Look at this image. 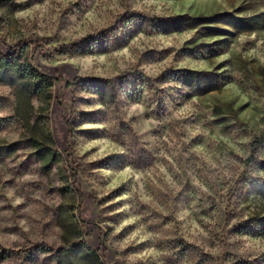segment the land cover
<instances>
[{
  "label": "rangeland",
  "instance_id": "1",
  "mask_svg": "<svg viewBox=\"0 0 264 264\" xmlns=\"http://www.w3.org/2000/svg\"><path fill=\"white\" fill-rule=\"evenodd\" d=\"M0 56V264H264V0H0Z\"/></svg>",
  "mask_w": 264,
  "mask_h": 264
},
{
  "label": "trees",
  "instance_id": "2",
  "mask_svg": "<svg viewBox=\"0 0 264 264\" xmlns=\"http://www.w3.org/2000/svg\"><path fill=\"white\" fill-rule=\"evenodd\" d=\"M4 74H8L11 77L17 75L22 80H30L31 83L25 85L28 92L30 91L31 94L45 92L43 97H45L47 101L52 98V81L29 65L21 63L19 56H0V75L4 76ZM2 150L3 149L0 148L1 154H3ZM12 152L5 151L4 154L10 155Z\"/></svg>",
  "mask_w": 264,
  "mask_h": 264
}]
</instances>
